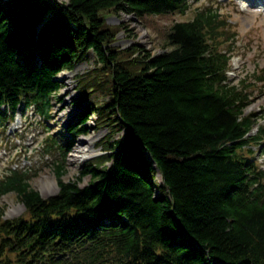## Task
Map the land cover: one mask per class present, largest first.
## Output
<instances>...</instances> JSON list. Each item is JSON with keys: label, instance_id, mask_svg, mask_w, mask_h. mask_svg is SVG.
Masks as SVG:
<instances>
[{"label": "trees", "instance_id": "obj_1", "mask_svg": "<svg viewBox=\"0 0 264 264\" xmlns=\"http://www.w3.org/2000/svg\"><path fill=\"white\" fill-rule=\"evenodd\" d=\"M189 7L0 0V123L20 105L49 116L61 88L55 77L92 51L95 67L75 77L80 109L69 132L87 134L90 116L109 127L100 141L107 151L75 179L53 163L54 195L42 197L24 172L0 179V195L14 193L26 209L3 219L0 205V264H264V168L255 157L264 126L252 133L257 113L245 112L264 76L229 79L228 18L206 6L173 22L161 52L137 50L136 69L123 66L102 15H184ZM116 129L123 134L111 140Z\"/></svg>", "mask_w": 264, "mask_h": 264}, {"label": "rangeland", "instance_id": "obj_2", "mask_svg": "<svg viewBox=\"0 0 264 264\" xmlns=\"http://www.w3.org/2000/svg\"><path fill=\"white\" fill-rule=\"evenodd\" d=\"M211 4L231 20V30L235 35V52L230 68L233 82L240 78L247 80L249 76L253 79V75H264L261 72L264 70V5L256 2L249 4L247 0H191L190 10L184 15L173 13L137 18L128 13L112 11H104L102 15L115 34L112 46L120 49L121 60H128L123 66L131 68L133 65L139 69L141 63L132 62L134 57H138L137 50L147 51L152 55L161 52L166 31L173 22L189 19L195 8ZM94 59V53L89 51L74 69L58 73L55 78L60 81L61 88L51 97L49 118L37 115L33 107L25 110L20 107L13 123L7 129L0 127V175L12 167L26 169L31 186L40 191L43 197H47L58 190L56 176L50 164L55 156L46 155L43 149L44 141L50 140L53 133L63 135L64 140H73L65 158L66 180L75 179L91 158L103 153L104 147L100 145V141L109 132V127H97L96 116H90L86 122L87 134H78L73 138L67 133L72 122L78 119L80 109L74 103L78 93L75 77L94 68ZM250 100L245 112L257 113L259 124L264 125V81H259L252 87ZM88 101H95L94 95ZM122 134L123 131L116 129L110 138L116 140ZM255 157L264 166V154L258 153ZM89 180L90 177L86 175L80 184L83 186ZM0 205L5 206L6 218L18 217L24 212V206L16 200L13 193L1 196Z\"/></svg>", "mask_w": 264, "mask_h": 264}, {"label": "bare ground", "instance_id": "obj_3", "mask_svg": "<svg viewBox=\"0 0 264 264\" xmlns=\"http://www.w3.org/2000/svg\"><path fill=\"white\" fill-rule=\"evenodd\" d=\"M254 2V0H252ZM142 34H144V32H142Z\"/></svg>", "mask_w": 264, "mask_h": 264}]
</instances>
